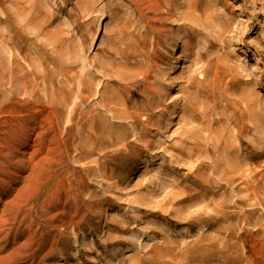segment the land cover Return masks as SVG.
<instances>
[{"label":"rangeland","instance_id":"1","mask_svg":"<svg viewBox=\"0 0 264 264\" xmlns=\"http://www.w3.org/2000/svg\"><path fill=\"white\" fill-rule=\"evenodd\" d=\"M5 203L0 264H264V0H0Z\"/></svg>","mask_w":264,"mask_h":264},{"label":"bare ground","instance_id":"2","mask_svg":"<svg viewBox=\"0 0 264 264\" xmlns=\"http://www.w3.org/2000/svg\"><path fill=\"white\" fill-rule=\"evenodd\" d=\"M27 93V92H26ZM20 95V94H19ZM29 95V94H28ZM22 97V96H21ZM18 101V100H17ZM14 108V107H13ZM19 110V109H18ZM12 111H16V110H12ZM25 112V111H24ZM32 114V113H31ZM39 115V114H38ZM41 117H42V119L43 118H45L44 116H42V115H40ZM48 116V115H47ZM27 117V116H26ZM15 118L16 119H18L17 120V122H21L25 117L23 116V115H21V114H19V115H17V116H15ZM30 118V117H29ZM41 119V120H42ZM38 121V120H36L35 122H33V123H29L28 122V124L26 125V126H24L23 127V130L27 133H29L28 134V139H31V134H33V133H35V131H36V128L38 127V125L39 126H41V122L43 121ZM45 120H47V119H45ZM28 121V120H27ZM31 121H32V118H31ZM17 124V123H16ZM22 125V124H21ZM15 126V125H14ZM20 128H22V126H20ZM40 128V127H39ZM15 129H17V128H15ZM45 129V128H44ZM18 130V129H17ZM51 130H52V128H51ZM50 130V131H51ZM12 131V130H11ZM21 132V131H20ZM53 132V131H52ZM51 132V133H52ZM6 133V132H5ZM13 133V132H12ZM18 133V132H17ZM9 134V133H8ZM42 134V133H41ZM5 135V134H4ZM37 135V134H36ZM45 135V134H44ZM10 136V135H9ZM14 136V135H13ZM25 137V136H24ZM10 138H12L11 136H10ZM54 138V137H53ZM6 139V138H5ZM27 139V140H28ZM45 139V138H44ZM25 141V143H23V144H21L20 145V147L18 148V151L17 152H19L22 156L23 155H27V151L25 152V151H23V152H20L21 151V149H24V150H27V149H29V147H31V146H29L30 144H27L28 143V141ZM51 141V140H50ZM6 143V142H5ZM49 148V147H48ZM10 149V148H9ZM33 149V148H32ZM34 150V149H33ZM33 150H32V152H33ZM31 153V152H30ZM49 154V153H48ZM5 155V154H4ZM30 155V154H29ZM47 155V154H46ZM42 159H44V158H42ZM21 161V160H20ZM26 177V176H25ZM2 203V202H1ZM2 205V204H1ZM8 209V208H7ZM9 216V215H8ZM7 221V214H6V203L3 205V207H1L0 208V225H1V223H3V222H6Z\"/></svg>","mask_w":264,"mask_h":264}]
</instances>
